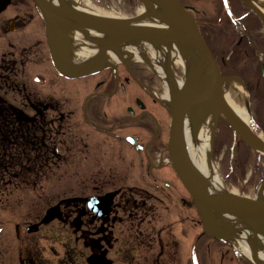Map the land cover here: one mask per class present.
<instances>
[{
	"label": "flooded vegetation",
	"instance_id": "af4514ba",
	"mask_svg": "<svg viewBox=\"0 0 264 264\" xmlns=\"http://www.w3.org/2000/svg\"><path fill=\"white\" fill-rule=\"evenodd\" d=\"M180 1L194 16L208 44H212L222 75L240 76L247 88L250 76L264 75V23L242 0H227L229 12L221 0L223 12L217 22L207 21L208 1ZM33 3L37 6L35 0ZM37 10L39 13L38 7ZM39 15L55 72L46 77V91L41 93L35 82L28 81V75L24 82L18 80L16 68L25 60L21 55L13 59V78L4 76L6 83L2 79L0 83L7 86L12 80L16 100H22L19 105L10 103L14 108L15 146L24 150L22 143H26L28 148L27 152L17 151L15 157L46 160L48 166L55 161L78 162L80 172L75 173L74 186L78 193L63 196L50 206H60L50 221L61 218L64 224L73 225L77 241L89 251L83 264H206L210 237L203 231L195 233L198 222L194 219L180 224L174 220L178 203L172 202L170 186L154 191L142 185L144 175L124 173L170 168L183 191L180 204L190 211L194 206L190 195L189 200L185 198V187L171 165L168 144L172 113L166 104L165 83L154 64L149 58L134 61L121 57L107 60L111 66L84 77L64 76L54 66L44 18ZM35 21L34 15H16L8 21L6 31L15 34L22 24ZM209 31L213 34L211 38ZM213 40H219V45L232 44L234 48L224 55L223 47L216 49ZM71 47L68 42L67 60ZM34 48L28 47L32 58L37 55ZM24 51L29 59L27 48ZM3 61L5 58L0 62V73L8 69ZM256 62L257 68L253 69ZM223 119L220 116L218 126ZM22 132L27 137H21ZM85 163L88 168H83ZM98 202L102 205L95 204ZM88 218L92 220L90 229L85 228ZM76 220L80 227L75 225ZM31 264H35L34 259Z\"/></svg>",
	"mask_w": 264,
	"mask_h": 264
},
{
	"label": "rangeland",
	"instance_id": "374dc122",
	"mask_svg": "<svg viewBox=\"0 0 264 264\" xmlns=\"http://www.w3.org/2000/svg\"><path fill=\"white\" fill-rule=\"evenodd\" d=\"M94 9H98L112 17H134L139 12L142 3L136 0H82ZM208 1V2H207ZM207 21L217 22L219 13L223 12L221 0H206ZM209 4V5H208ZM37 6L33 0H12L8 9L0 14V62L5 58V65L8 64L7 71L0 73V79L4 76L13 78L11 65L13 59L25 56L24 64L16 68L18 80L28 79L29 82H35L41 93L46 91V77L55 72L52 70V63L48 58L47 47L44 41V26L42 17L37 13ZM16 15L32 16L35 22L24 23L18 32L11 33L6 31L8 21ZM27 19V18H26ZM209 29L206 28V31ZM214 31L213 28H210ZM209 31L208 35H213ZM220 28L217 29L219 33ZM211 32V33H210ZM217 33H214L215 35ZM39 40V41H38ZM219 41V40H218ZM215 40V48L223 47L228 55L234 48L232 44H221ZM40 42V43H39ZM212 45V44H210ZM35 46L37 55L32 58L28 47ZM213 47V46H212ZM30 55L27 59V54ZM219 51V50H218ZM45 53V58L42 56ZM239 52H237L238 56ZM257 68V62L253 64V69ZM51 69L49 72L48 69ZM259 69V68H258ZM29 70L30 74H27ZM182 69H174L176 76L184 80ZM245 72V71H242ZM36 74H39L35 76ZM57 77V75H54ZM33 77V79H32ZM23 78V79H22ZM261 74H255L249 77L248 88L245 86L251 106L250 115L251 127L264 136V79ZM57 81V80H56ZM3 82H5L3 80ZM0 83V96L7 102L19 105L16 100L17 93L13 89L12 80L8 85ZM32 82V84H33ZM6 83V82H5ZM260 87L257 88V85ZM25 102V100H24ZM231 131L224 122L218 126L215 137L214 161L217 164L220 176L224 180L225 189L235 192L239 195L257 197L259 188L263 182L264 175V156L253 152L243 142H234L228 136ZM89 164V162L87 161ZM77 161L52 162L48 168L41 172L39 176L32 177L27 184L22 181L16 182L15 186L8 185L7 188L0 189V264H25L24 261L34 259L35 264H83L84 258L89 254L84 249L81 241H77L76 233L68 222H63L61 218L50 221L39 227L38 231L28 233V228L33 224L40 222L44 217L45 211L54 205L63 196H73L77 194L78 188H75L77 181L75 173L80 172ZM83 168H88L87 164ZM87 172V171H84ZM127 175L145 176L142 185L159 191L164 186H170L168 189L174 202H177L173 213L174 220L185 223L188 221L198 222L195 225V233L203 231L200 223V215L195 206L187 210L180 204L183 191L170 168H161L155 172H124ZM72 185V186H71ZM185 198L189 200L190 196L186 189H183ZM163 215H165L163 213ZM91 218L87 219L86 229H90ZM231 243L236 244L233 240ZM229 241L221 238H210V248L206 252V264H252L244 256H239ZM242 259V261H241ZM246 259V260H245Z\"/></svg>",
	"mask_w": 264,
	"mask_h": 264
},
{
	"label": "water",
	"instance_id": "95a60500",
	"mask_svg": "<svg viewBox=\"0 0 264 264\" xmlns=\"http://www.w3.org/2000/svg\"><path fill=\"white\" fill-rule=\"evenodd\" d=\"M35 1L45 20V33H47V43L53 63L59 73L70 78L84 77L98 72L104 66H111V63L107 64L105 54L108 51H117L121 45L128 42L148 41L154 45H164L168 50L173 45L195 51V59L189 66L181 87L174 91L171 97L172 122L168 151L172 166L186 187L185 189L192 196L207 235L217 238L225 237V232L221 230V224L218 220L216 221L215 215L239 218L253 229L256 236L259 233L264 234V197L257 195L256 198H250L230 192L224 195L213 194L209 188L210 179L198 170L190 158L184 128L186 121L198 127L213 114L216 115L215 128L219 117L224 116L236 136L241 137L252 150L263 155L264 139L251 128L245 127L232 113L224 97V82L230 78L243 81L236 76L221 75L218 62L188 9L182 6L179 0H159L165 17L161 13L150 11L131 18L115 19L80 11L69 4H57L51 0ZM138 1L145 7H150L149 0ZM10 3L11 0H0V14L7 9ZM248 5L264 21L262 12L251 2H248ZM144 16L162 20L168 26L159 28L136 25L135 23ZM73 30L95 31L108 37L100 44L93 57L81 66H74L66 61L68 44L66 35ZM169 59L171 60V57ZM213 141L214 137L211 146L212 158ZM70 201L73 200L70 199ZM95 204L102 205L99 202ZM59 208L58 205L50 208L41 223L50 221ZM77 220L75 225L80 227L81 224ZM37 226L39 224L30 227L29 231H36ZM239 233L241 230L238 229L236 234L239 235ZM250 247L255 263L262 264L256 245L252 244Z\"/></svg>",
	"mask_w": 264,
	"mask_h": 264
},
{
	"label": "bare ground",
	"instance_id": "6f19581e",
	"mask_svg": "<svg viewBox=\"0 0 264 264\" xmlns=\"http://www.w3.org/2000/svg\"><path fill=\"white\" fill-rule=\"evenodd\" d=\"M57 4L71 5L72 7L85 11L98 16L111 17L110 15L103 13L98 9H94L88 3L82 0H51ZM246 2L253 3L264 13V0H246ZM149 6L142 5L139 7L138 14H146L147 12L163 13V8L159 0H149ZM137 14V15H138ZM138 26H150V27H167V23L162 20L154 19L150 16H144L136 23ZM108 37L95 32L88 31L82 32L79 30L69 31L66 35V42H71V53L68 58V63L74 66H81L85 64L91 56H93L100 44L107 40ZM170 50L164 45H154L150 42H128L121 45L117 51H108L105 54L107 60L116 61L121 57H125L128 60H144L148 59L154 64L160 78L166 86V104L170 107L171 97L174 91H177L183 80L179 79L176 74L173 73V69H183L184 73H187L189 66L194 61L195 51L185 47L179 48L176 46H170ZM189 52V53H188ZM171 57V60L169 59ZM224 97L232 110V113L236 116L245 127H251V113L248 111L249 95L245 86L235 78L227 79L224 82ZM215 119L216 115L213 114L198 127L193 126L189 121L185 123V137L188 147L190 158L194 165L202 172L207 178L210 179L209 188L213 194L224 195L229 191L225 189L224 180L218 171V167L214 159L212 158V138L215 133ZM261 138L264 136L258 133ZM231 193V192H230ZM258 196L264 197V184H261ZM216 221L221 224V230L225 232L226 240H234L236 242V250L243 256L254 260L252 254L251 245L255 244L258 249V255L264 264V234L259 233L257 236L254 231L245 221L228 216V215H215ZM231 228V230H230ZM241 230V235L238 236L236 232ZM255 261V260H254Z\"/></svg>",
	"mask_w": 264,
	"mask_h": 264
},
{
	"label": "trees",
	"instance_id": "16d2710c",
	"mask_svg": "<svg viewBox=\"0 0 264 264\" xmlns=\"http://www.w3.org/2000/svg\"><path fill=\"white\" fill-rule=\"evenodd\" d=\"M14 108L2 96H0V189L8 185L15 186L22 181L27 184L33 177L32 172H44L48 168L46 160H28L18 158L16 152H27L26 143H22L24 150H17L15 146ZM26 133L22 132L21 137ZM39 176L35 174L34 177Z\"/></svg>",
	"mask_w": 264,
	"mask_h": 264
}]
</instances>
